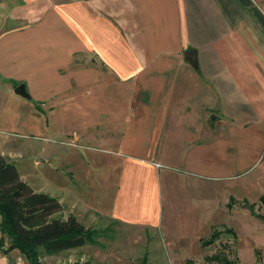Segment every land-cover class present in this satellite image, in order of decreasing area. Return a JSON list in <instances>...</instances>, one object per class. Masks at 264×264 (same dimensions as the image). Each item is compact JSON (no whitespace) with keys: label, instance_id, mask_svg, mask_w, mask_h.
Returning a JSON list of instances; mask_svg holds the SVG:
<instances>
[{"label":"crops","instance_id":"crops-1","mask_svg":"<svg viewBox=\"0 0 264 264\" xmlns=\"http://www.w3.org/2000/svg\"><path fill=\"white\" fill-rule=\"evenodd\" d=\"M3 131L26 136L21 161L41 141L26 160L50 181H112L83 214L146 228L171 259L205 247L264 194V0H0Z\"/></svg>","mask_w":264,"mask_h":264},{"label":"rangeland","instance_id":"rangeland-1","mask_svg":"<svg viewBox=\"0 0 264 264\" xmlns=\"http://www.w3.org/2000/svg\"><path fill=\"white\" fill-rule=\"evenodd\" d=\"M26 142V136L14 135L9 131L0 132V154L15 166L17 163L19 168L17 166L16 168L21 178L35 191L45 192L58 198L64 210L56 213L54 217L65 218L71 213L67 207L75 208L76 213L82 212L76 217L78 221L84 227H90L94 231L93 240L90 243L57 254L44 255L42 264H69L74 261H90L96 264H138L144 254L147 255L149 264H184L185 259L181 260L183 257L180 256L187 253L192 254L188 257L194 264H223L205 259L206 256L217 253L219 250L227 256L231 264H264V220L253 214L243 204L245 200L254 203L255 213L264 216V204L254 196L250 195V198L254 197L252 199H236L234 210L238 211L234 213L226 214L224 211L219 213L216 220L221 224L213 227L220 234L211 245L200 248L199 245L189 242L185 248L181 249L179 257L171 259L169 248L158 243L156 236H151L153 234L146 228L125 225L95 212L89 215L83 214L88 206L96 204L100 198L107 199L113 186L112 181L110 182L100 174L97 176L96 173L87 176L86 172L84 174L86 182H83L82 176H79L78 185L64 183L63 180L58 179L59 177L50 181L44 165L34 169L32 162L26 160L30 153H34V144H39L40 140L28 141L33 144L29 146V155H25L26 158L22 161L18 159L16 149ZM259 185L264 186V176L260 179ZM232 227L235 235L230 230H224L232 229ZM187 231L192 233V227H187ZM0 264L27 263L24 256L14 250L6 254L0 252Z\"/></svg>","mask_w":264,"mask_h":264},{"label":"trees","instance_id":"trees-1","mask_svg":"<svg viewBox=\"0 0 264 264\" xmlns=\"http://www.w3.org/2000/svg\"><path fill=\"white\" fill-rule=\"evenodd\" d=\"M264 204V194L259 197ZM244 206L255 213L254 203L244 201ZM64 210L57 197L35 191L23 180L13 163L0 154V252L6 254L17 250L27 264H42L44 255L57 254L90 243L94 231L84 227L76 216L54 217ZM224 230H230L225 228ZM220 234L213 229L210 236L201 239V246L212 244ZM210 262L231 264L222 251L205 257ZM69 264H96L90 261H74ZM138 264H149L146 256ZM184 264H194L186 259Z\"/></svg>","mask_w":264,"mask_h":264},{"label":"water","instance_id":"water-1","mask_svg":"<svg viewBox=\"0 0 264 264\" xmlns=\"http://www.w3.org/2000/svg\"><path fill=\"white\" fill-rule=\"evenodd\" d=\"M14 92L25 97V98H28V99L30 98L29 93H28L27 88H26V85L23 83L16 86L14 89Z\"/></svg>","mask_w":264,"mask_h":264}]
</instances>
